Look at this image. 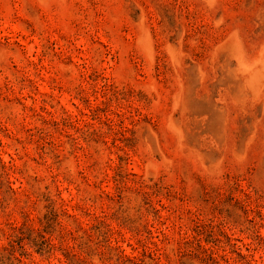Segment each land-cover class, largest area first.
Returning a JSON list of instances; mask_svg holds the SVG:
<instances>
[{"label": "rangeland", "instance_id": "374dc122", "mask_svg": "<svg viewBox=\"0 0 264 264\" xmlns=\"http://www.w3.org/2000/svg\"><path fill=\"white\" fill-rule=\"evenodd\" d=\"M0 264H264V0H0Z\"/></svg>", "mask_w": 264, "mask_h": 264}]
</instances>
